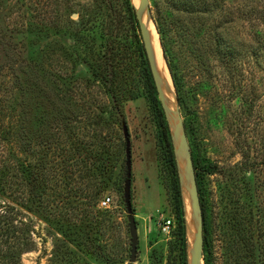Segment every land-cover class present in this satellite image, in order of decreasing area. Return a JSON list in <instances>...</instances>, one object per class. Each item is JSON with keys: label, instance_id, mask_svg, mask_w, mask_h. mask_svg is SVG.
I'll use <instances>...</instances> for the list:
<instances>
[{"label": "rangeland", "instance_id": "1", "mask_svg": "<svg viewBox=\"0 0 264 264\" xmlns=\"http://www.w3.org/2000/svg\"><path fill=\"white\" fill-rule=\"evenodd\" d=\"M50 1L52 4L44 9L55 24L36 36L27 31L34 21L33 4L28 0H0V20L3 14L11 15L12 20L6 18L4 24L7 21L6 25L12 28L15 21L21 29L14 41L25 47L26 56H41L44 61L48 96L44 99L45 109L53 110V80L60 74L64 78L57 91L62 107L76 106L79 111L87 107L99 112L103 109V120L110 122L118 117L120 122L116 127L103 124L99 129L83 118L60 146L67 149L71 141L78 142L80 152L74 158L82 160L81 169L83 164L89 166L91 158L87 156L91 151L93 155L103 154L107 148L123 151L115 160L112 178H107L101 168L93 169L94 175H79L73 182L83 194L69 196L70 201L82 208V203L91 200L95 187L100 185L103 190L92 212L84 214L81 207L69 210L73 224L87 225L86 231L94 227L88 235L79 233L71 241L57 230L59 225L53 222L66 218L63 209L52 206L51 213L42 212L39 216L19 209L20 216L34 229L32 247L21 255L20 264H183L173 209L172 184L174 176L178 181L177 168L175 165L174 175L166 160L158 114L161 105H156L160 104L157 93L153 95L145 78V53L143 57L139 54L133 34L137 32L143 49L139 28L133 29L127 22L120 27V42L128 54L115 61L116 77H95L84 62L74 63L70 58L78 45L73 37L64 35V31L69 32L66 20L87 23L100 5L108 8L110 17L118 11L123 14L121 0ZM207 4L213 9L211 13L204 9ZM192 5L199 11L185 8ZM148 7L150 13L146 17L157 34L155 40L149 37L160 49L156 54L158 68L170 93L171 76L152 17H157L163 26V45L181 84L180 117L183 123L187 117L192 120L196 151L208 169L204 176L211 224L209 249L205 253L208 264H264V0H148ZM216 40L231 55L230 62L217 56ZM95 46L96 52H107L104 39H97ZM91 57L97 64H106L110 73V60L96 54ZM67 90H73L75 97ZM169 101L173 108L170 97ZM46 117L51 119L52 114ZM163 117L166 121L164 114ZM111 143L115 147H109ZM57 159L60 161L61 157ZM122 161L126 164L124 176ZM48 192L50 196L53 191ZM60 197L56 199L63 203ZM105 197L111 198L109 206L99 207ZM183 198L187 199L186 191ZM130 215L136 233L134 250ZM166 217L174 221L169 233L161 232L158 226ZM190 218L194 234L191 213Z\"/></svg>", "mask_w": 264, "mask_h": 264}, {"label": "trees", "instance_id": "2", "mask_svg": "<svg viewBox=\"0 0 264 264\" xmlns=\"http://www.w3.org/2000/svg\"><path fill=\"white\" fill-rule=\"evenodd\" d=\"M28 1L34 6V21L27 31L36 36H41L40 33L52 29L55 24L53 23L54 21L48 18L49 11L44 9L51 5L52 2L50 0ZM172 1L176 2L177 0ZM205 6L204 9L207 13H211L213 9L208 7V4ZM121 7L124 13L121 14L118 11L114 17H110L107 13L106 10L108 8L100 5L87 23L78 22L71 18L66 20L68 24L65 26H67L69 32L64 31V35L73 37L78 45V50L75 51V54L73 52L75 57L70 54L72 56L70 58H73L74 63L78 61L84 62L95 77L110 76L115 78L117 68L115 61L117 58H123L128 54L127 47L124 48L120 42L123 40L122 34L120 35V27L127 22L133 29H136L138 24L131 1L121 0ZM185 8L190 12L199 11L197 6L193 5ZM1 16L2 14L0 13V18ZM3 16V20H0V196L4 198V201L0 202V264H20L21 255L32 247L34 229L20 216L21 212L19 209L35 213L38 216L42 212L51 213L52 206L56 209H63V211L65 210L66 218L63 217L61 220L53 222V224L59 225L57 230L71 241H75L79 233L88 235V231L93 230L94 227L90 226L86 231L87 225L82 227L71 222L73 218L70 217L72 213L69 210L79 209L81 206L79 203L70 201L69 196L76 197L83 194L82 189L73 184V182L79 175L84 177L88 172L89 175H94L93 169L99 171L101 168L108 174L107 178H112L116 166L115 160L122 156L123 148L114 151L107 148L103 151V154L95 153L94 155L91 151V155L87 156L91 158H89V166L88 164H83V169L79 167L82 160L74 158V155L80 152L79 148L81 146L78 142L71 141L68 143L67 149L61 147L60 144L64 140L67 141L70 137L69 133L73 134L83 118H87L90 123L93 122V127L100 129L103 124L108 127L120 125L118 117L108 122L109 119L103 120L105 112L103 109L99 112L98 110L95 111L94 108L89 111L87 107H83V110L79 111L74 105V108L62 107L58 99L59 92L57 91L58 85H61L60 82L64 78L60 74H56L53 80L55 86L52 99L53 110L50 112V110L45 109L44 99H48V96L46 95L44 84V61L41 56L34 58L24 54L25 47L14 41L15 34L20 33L21 29L17 28V22L15 21L12 28L6 25L7 21L4 24V19L7 18L8 21H11L13 17L8 14H3ZM152 20L161 40L163 55L172 78L177 103L181 106L183 105L181 84L163 45V36L165 34L163 26L157 17H152ZM58 27L61 28L60 26ZM133 34L138 45V52L143 57L144 52L139 45L137 32L135 31ZM213 36L215 37V35ZM97 39H104V48L107 52L95 51L97 50L95 46ZM215 44L217 56L220 60L230 62L231 55L220 47V43L217 40ZM95 54L100 59L106 57V60H110V64H113L109 69V74L106 64H97L92 61L91 56ZM73 60L71 61L73 62ZM142 61L145 64H143L145 78L151 87V92L155 95L156 90L147 60L142 58ZM67 92L71 97H75L73 90H67ZM135 94L131 95L132 99L136 96ZM114 98L118 101V97ZM116 104L117 102H114V106H117ZM156 105L160 106L159 103H156ZM119 106L122 107V103ZM51 114V119H48L49 117L46 116H51ZM158 114L166 160L175 175L172 143L167 123L160 107L158 108ZM184 127L190 145L203 216V264H208L205 253L209 249L211 224L204 189V176L208 169L204 160L196 151L194 144L195 127L192 120L188 117L184 120ZM109 147H115L114 143H111ZM58 157H61L60 161L57 159ZM104 158H107L106 162H104ZM120 166L124 176L125 161H122ZM97 175L98 172H95L96 177ZM48 181L52 183L48 184ZM101 188L100 185L95 187L94 194L90 196L91 200L88 203H82L85 205L83 208L81 207L84 210V214L92 212L93 207L97 206L99 195L103 192ZM49 190L53 191L50 196ZM172 191L173 209L179 235V253L182 263L186 264L187 235L184 203L175 176L173 178ZM59 195L63 203L57 201L56 197ZM95 211L98 212V209ZM54 213L56 214L57 211L55 210ZM42 216L48 220L46 215Z\"/></svg>", "mask_w": 264, "mask_h": 264}, {"label": "water", "instance_id": "3", "mask_svg": "<svg viewBox=\"0 0 264 264\" xmlns=\"http://www.w3.org/2000/svg\"><path fill=\"white\" fill-rule=\"evenodd\" d=\"M132 3V2H131ZM135 17L137 20L139 33L141 35V42L145 57L148 63L149 71L152 77V81L160 102L163 114L167 121V126L170 133V139L173 148V155L175 165L177 168L178 185L183 198V193L186 191L189 195L192 218L194 220V234L189 241L187 237V263L186 264H203V216L198 196V188L195 179V172L193 167V161L191 157L190 146L187 140L185 127L183 120L180 117L179 107L177 103L176 93V109L173 115L170 108L167 105L166 97L164 95L158 70L154 61L152 53V46L149 34L145 28L143 16L146 13L149 16L150 10L148 7V0H138V5H134ZM72 14V17H75ZM151 19V18H150ZM152 21V20H151ZM175 91V90H174ZM184 203V198H183ZM185 210V207H184ZM185 217V214H184ZM131 235H132V247L135 249L136 233L133 216L130 215ZM186 234L188 233V225L185 218Z\"/></svg>", "mask_w": 264, "mask_h": 264}, {"label": "bare ground", "instance_id": "4", "mask_svg": "<svg viewBox=\"0 0 264 264\" xmlns=\"http://www.w3.org/2000/svg\"><path fill=\"white\" fill-rule=\"evenodd\" d=\"M132 1V3L134 4V5H138V0H131ZM143 20H144V24H145V28L148 30V32H149V36L150 37H152L153 38V40H155V37H156V35H155V33H156V31L154 32V30H153V25L151 24V22H150V20H149V18L148 17H146V13H144V16H143ZM158 40V39H157ZM150 41H151V46H152V53H153V56H154V61H155V64H156V68H157V70H158V73H159V77H160V81H161V86H162V89H163V92H164V95H165V97H166V102H167V105H168V107L170 108V111H171V113L174 115L175 114V109H176V98L174 99V101H173V93H174V96H175V91L174 90H172V83H171V81H172V79L169 77V79H170V93H168V91H167V87H166V84H165V81L163 80V78H162V75H161V70L158 68V60H157V55L156 54H158L159 53V47H158V45H157V43L156 42H154L153 43V41H152V39H150ZM161 55V54H160ZM163 57V56H162ZM159 59V58H158ZM166 67V66H165ZM169 89V88H168ZM173 92V93H172ZM168 94H169V96H168ZM169 97H170V100L173 102V108L172 107H170V101H169ZM172 108V109H171ZM185 201V213H186V217H187V219H186V221H187V225H188V237H189V240H191L192 239V237H193V232H192V227H191V218H190V213H191V206H190V200H189V195H188V193H187V199H185L184 200ZM184 213V214H185ZM191 215H192V213H191ZM185 217V218H186ZM194 221V220H193Z\"/></svg>", "mask_w": 264, "mask_h": 264}, {"label": "built area", "instance_id": "5", "mask_svg": "<svg viewBox=\"0 0 264 264\" xmlns=\"http://www.w3.org/2000/svg\"><path fill=\"white\" fill-rule=\"evenodd\" d=\"M110 200H111L110 197L103 198L99 203V207L102 208L108 207L110 204ZM173 225H174V221L169 217L163 218L161 221L158 222L159 229L163 233H169Z\"/></svg>", "mask_w": 264, "mask_h": 264}]
</instances>
